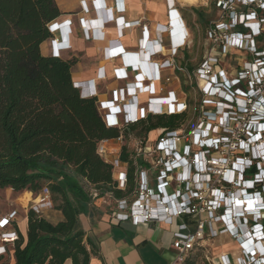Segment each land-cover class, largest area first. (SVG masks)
<instances>
[{"label":"built area","instance_id":"obj_1","mask_svg":"<svg viewBox=\"0 0 264 264\" xmlns=\"http://www.w3.org/2000/svg\"><path fill=\"white\" fill-rule=\"evenodd\" d=\"M114 2L117 13H125L123 1ZM207 3L209 0H203V5ZM93 4L97 7V27L90 32L84 19L81 24L87 40L100 41L103 40L99 27L104 3L95 0ZM172 4L168 26L157 27L154 40L146 41L147 27L143 28V60L119 49L109 52V58H124L123 67L113 75L114 81L121 85L111 90L109 99H101L98 84L108 78L100 70L95 79L74 83L82 98L96 100L106 127L120 132L117 139L102 140L96 147L97 155L112 166L117 189L127 191L129 184V163L122 160L124 147L134 166L132 192L119 200L106 196L114 200L115 217L119 221L169 226L176 222L171 245L175 256L170 264H185L197 255L201 256L202 264H264V50L254 46L256 55L252 63L246 64L247 68L235 79L208 72L217 63V57L204 58L198 72L194 68L188 72L176 58L180 50L188 49L192 33L184 24L176 1ZM237 4L243 7V13L233 10ZM212 5L222 12L223 18L208 27L206 36L211 48L213 39L224 31L227 35L221 46L214 45L220 53L244 51L251 49L250 45H255L256 41L264 42V0H218ZM121 26L123 31L131 33L141 23ZM47 28L51 34L49 56L61 59L72 48L71 22L56 20ZM166 52L169 59L154 60ZM165 70H172L173 75H163ZM204 71L208 72L204 91L215 99V102L204 103L215 109L207 116V125L194 128L188 140L182 133L184 126L175 131L157 130L153 132L156 133L154 139L151 134L148 137L132 135L130 126L151 116L189 112L193 104L189 95L194 88L185 93L179 74L184 75L185 86L189 75L196 82ZM173 80L180 82L185 100L176 90L169 89ZM142 97L146 100L141 101ZM238 125L244 126L239 138L235 136ZM235 153L239 156L230 157ZM90 194L99 197L93 188ZM30 202L29 209L38 215L53 206L47 188ZM10 207L9 213L0 212V243L3 244L0 256L6 254V245L14 244L18 238L16 231L5 232L18 215L13 204ZM224 235L237 244L238 254L217 253L212 247Z\"/></svg>","mask_w":264,"mask_h":264},{"label":"trees","instance_id":"obj_2","mask_svg":"<svg viewBox=\"0 0 264 264\" xmlns=\"http://www.w3.org/2000/svg\"><path fill=\"white\" fill-rule=\"evenodd\" d=\"M205 9L191 8L204 37L209 27ZM61 15L55 0H0V190L27 191L35 197L47 184L54 208L62 215L52 223L27 210L26 236L17 230L13 244L14 264H90L95 250L79 219L90 203L85 188L116 200L134 188L127 147L122 154L130 169L127 191L117 189L112 166L96 153L100 141L117 139L120 132L106 127L96 100L82 98L75 88L72 69L77 60L41 52L51 38L47 26ZM195 31L194 26L192 35ZM176 61L193 71L190 56ZM179 77L188 93L184 75ZM189 120V112L151 116L130 131L148 137L157 130L181 129ZM200 257L185 264H196Z\"/></svg>","mask_w":264,"mask_h":264},{"label":"crops","instance_id":"obj_3","mask_svg":"<svg viewBox=\"0 0 264 264\" xmlns=\"http://www.w3.org/2000/svg\"><path fill=\"white\" fill-rule=\"evenodd\" d=\"M94 1L55 0L62 14L57 19V22L62 23L66 20H70L71 22L72 35L70 43L72 48L64 54L69 59L77 60V64L72 70L73 82L85 83L95 79L99 70L100 72H104L108 80L98 84L102 92V100L109 99L111 90L117 87V85H121V83L114 81L113 75L115 70L123 67L124 58H109V52L119 49L122 53L136 57L140 56L141 60H143V53H145V50L142 51L141 49L143 30H145L143 28L147 27L146 32L149 38L147 36L146 41L154 40L156 28L168 26L169 10L173 8L172 2L176 1L181 18L192 33L182 9L184 6H196L199 3L182 6L178 0H122L126 9L125 13L119 14L116 11L114 0H101L104 3V11L103 17L101 16L102 22L99 32L102 33L101 39L103 40L92 41L85 38L81 20L84 19L87 23V30H90V32L97 27V15L95 13L97 7L96 5L94 6ZM135 22H140L141 26L134 28L131 33L123 31L124 27L121 25ZM122 31L123 33L121 34ZM49 47L48 41L42 44L41 52L44 56H49ZM186 50H183L185 52L184 57L189 56ZM165 54L164 56L167 57L159 56L154 60L161 62L169 59L168 53L166 52ZM177 58L183 59L179 56ZM79 59L87 61L86 64H83V66ZM146 61L147 59H145L144 63ZM163 75H173V72L172 70H165ZM145 100L146 97L141 98V101ZM46 186L47 184H44V188ZM90 189V187L85 188L90 198L88 211L79 217L83 230L86 233V238L92 243L95 250L90 264L171 263V260L175 256L171 245L173 234L176 232V222L174 225L169 226L165 224L134 225L131 222L119 221L115 217L116 204L114 200L107 196L94 198L90 194ZM24 194L30 193L25 191L15 192L10 188L0 190V212L2 214L9 213L12 210L10 205L13 204L14 209L18 211V215L15 222L5 232H17L19 230L25 237L27 233L28 209L25 210L23 208L21 210V203L19 204V200L21 201ZM42 216L52 223L62 220L61 213L54 207L45 210ZM217 241L220 243L219 245ZM217 241L212 245L217 253L222 252L231 255L239 253L237 244L229 236H221ZM231 244L233 246H230ZM2 245L0 243V247ZM6 251L5 255L0 256V264H14L13 244L6 245ZM65 264H72V262L67 260Z\"/></svg>","mask_w":264,"mask_h":264},{"label":"rangeland","instance_id":"obj_4","mask_svg":"<svg viewBox=\"0 0 264 264\" xmlns=\"http://www.w3.org/2000/svg\"><path fill=\"white\" fill-rule=\"evenodd\" d=\"M217 2L218 0H209L208 5L205 6L203 5V0H199L198 5L196 6H184L182 11L185 17V20L188 22L189 26L192 28L195 26L196 31L193 35L190 37V42H189V47L186 50V52L189 53V56L191 57L192 63L194 64V70L196 72L199 71V69L202 67V62L204 61V58L206 59H213V58H219L215 66L208 72H212L213 75H222L225 76L226 78L229 79H235L238 77L239 73L244 69L247 68L248 63H252L253 58L256 55L255 48L258 50L260 49L261 51L264 50V42L262 40L256 41L255 45H250L251 49L244 50V51H237V50H228L227 52H222L220 53L217 48H215L214 45L216 46H221L222 40L225 38L227 35V31H224L222 35L216 36L215 39H213V47L211 48L210 41L207 39L206 32L205 31V37H204V30L200 26V23L198 21V15L195 14L191 8H206V16L207 20H209V26L212 23L218 22L222 20V12L219 11V9H213L212 2ZM235 12L237 14L243 13L244 9L242 6L237 4V6L234 7ZM222 16V17H221ZM225 16V15H224ZM226 18V17H224ZM208 30V28H207ZM206 39V40H205ZM185 52L183 50H180L178 52V56L182 59L184 57ZM63 59H69L66 57L65 54H63ZM83 64H86L87 61L85 60H80ZM84 66V65H83ZM73 70V69H72ZM195 72V73H196ZM207 71H204L202 73V76H199V78H196V82L194 81V78L192 75L190 76V79L187 78L188 83L185 84L184 89H189V88H194L193 91H191L189 97L191 98L190 100L193 102L191 109H189V117L190 120L189 122L187 121V124L182 128V133L184 136H187V140L190 139V134L194 130V128H199L203 124L207 125L208 123V117L209 114L213 113L215 111L214 106H209V105H204V103H209L211 101L215 102V99L213 97H210L209 94L204 91L205 86L207 85V79H206V74L208 73ZM188 76V77H189ZM192 80V81H190ZM174 84L170 85V90H176L178 92V96L185 100V95L182 93L180 82L179 84L177 81H174ZM172 86V87H171ZM189 100V99H188ZM244 126L243 125H238L235 128V136L239 138V136L243 135L244 131ZM134 136V134L132 133ZM136 136V135H135ZM156 136V133H153L150 135L152 139ZM150 140L152 141V139ZM236 142V141H235ZM132 146V144L130 143ZM237 156H239L237 153L232 154L233 159H235ZM27 192V191H25ZM4 195V194H3ZM31 198H33L32 195L30 194H24V197L21 198V201L19 200V204L21 203V210L23 208L29 209L31 206ZM28 200V201H27ZM53 203V201H52ZM54 207V203L52 208ZM218 243V241H217ZM220 243H218L219 245ZM230 246H233L232 244ZM191 258H196L195 256H192ZM196 264H201V260L197 259Z\"/></svg>","mask_w":264,"mask_h":264},{"label":"bare ground","instance_id":"obj_5","mask_svg":"<svg viewBox=\"0 0 264 264\" xmlns=\"http://www.w3.org/2000/svg\"><path fill=\"white\" fill-rule=\"evenodd\" d=\"M182 6L184 5H194L199 2V0H178Z\"/></svg>","mask_w":264,"mask_h":264}]
</instances>
